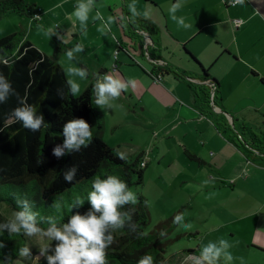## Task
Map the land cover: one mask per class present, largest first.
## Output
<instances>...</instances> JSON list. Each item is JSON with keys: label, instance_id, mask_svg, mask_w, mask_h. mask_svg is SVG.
I'll return each mask as SVG.
<instances>
[{"label": "crops", "instance_id": "obj_1", "mask_svg": "<svg viewBox=\"0 0 264 264\" xmlns=\"http://www.w3.org/2000/svg\"><path fill=\"white\" fill-rule=\"evenodd\" d=\"M25 1L41 9L40 19L34 21L18 15L19 21L16 26L9 28L6 35L23 30L25 39L47 54V50L53 49L57 44H47V40L43 39L40 33L43 31L38 28V25L44 27L57 25L56 31L60 35V40L66 42L65 45L61 43L63 51L57 55L56 59L63 67L66 76V62L63 56L66 50L72 48L73 43L78 41L79 35L88 33L89 29L100 23L99 20L93 18L95 11L100 10L105 19L108 15L117 17L124 11V6L128 9L127 3L130 2V0H96V6L89 14L88 28L86 32L82 33L79 21L74 22V17L69 15L76 0ZM120 1L121 8L118 13L116 7ZM136 1L140 6V8H136L141 13L138 17L150 20L158 29L160 59L173 68H179L198 77L200 76L199 69L183 51L185 48L218 81L220 102L235 120H237L234 116L235 113L227 109V104L251 97L254 90L264 98V86L259 81L260 78L264 79V0H244L243 5L236 4L235 6H225L223 0H182V6L177 10L176 15H182L187 21H191L192 27L188 29L178 26L170 18L168 8L171 0ZM234 19H241L243 23L235 28ZM113 26H118L116 20L111 27L113 28ZM122 34L124 35L123 31ZM89 39V41L97 40L100 43L91 50L90 56L85 54L83 58L78 59L83 63L79 67H84L85 64L87 67L84 68L88 71L87 78L80 81L81 90H84L90 81L96 79L95 73H107L119 77L124 82H134L122 91V97L115 99L117 104L129 113L136 114L132 109L138 105L142 107L143 111L149 109L155 111L157 108L169 109L179 105L176 115H130L131 120H129L134 126L142 127L147 133V137L145 146L137 145L135 152L132 155H127L135 158L144 152L143 160L146 161L144 183L152 181L157 187L156 198L161 201L162 210L166 207L164 203L165 189L176 186L181 180L184 182L183 189L187 194L193 193L190 191L192 184L195 185L194 189H200L201 183L208 180L212 183L232 181L236 186L256 189L253 176L245 178L244 171L249 172L252 169L251 166L263 169L264 166H258L248 161L234 145L218 132L210 120L199 114L192 105L188 88L182 81L170 75L159 79L150 76L149 62H139L134 54L132 57L135 59L129 56L131 65L126 59L125 63H122L118 57L112 63L111 54L115 49L112 30L107 35H101L96 30ZM83 46L85 48L86 44L83 43ZM103 46L104 49L101 50ZM140 50L142 56V48ZM126 52L129 55V51L126 50ZM175 52L179 57L177 61L171 62L166 59V54L175 56ZM115 61L118 63L117 67H114ZM185 102L193 110L191 115L187 110L182 111V105ZM116 106L112 103L110 109L117 110ZM261 121L264 123V119ZM241 125L247 127L245 122H241ZM260 131H264V129L261 128ZM169 140L181 149L187 158V153H189L196 158L195 160H198L199 168L189 176L181 178L182 172L166 171L172 167L174 160H165L159 146L169 147ZM151 146L156 149V152L152 150ZM145 147L149 148L148 153L145 151ZM206 151L211 156L208 159L210 158L211 163L218 167L214 175H210L211 167L206 165L201 156ZM176 163L179 165L178 167L190 166L182 159ZM257 187L262 188L260 183ZM142 194L146 199H149L145 190L142 191ZM234 194L235 192H225L218 204L224 211L223 219H219L222 223L220 227H224L227 233L234 235V232L240 233L241 230H237L236 227L230 229L227 223L232 220H249L250 225L244 232L250 233L252 237L249 242H246V248L256 255L259 259L258 263L264 262L262 260L264 259V193L257 196L255 203L252 204L248 201L246 206L231 205L227 199Z\"/></svg>", "mask_w": 264, "mask_h": 264}, {"label": "trees", "instance_id": "obj_2", "mask_svg": "<svg viewBox=\"0 0 264 264\" xmlns=\"http://www.w3.org/2000/svg\"><path fill=\"white\" fill-rule=\"evenodd\" d=\"M35 8L25 0H0V18L7 13H15L33 20ZM123 10V15H130L126 6ZM120 16L116 17V22L124 35L132 39L133 43L138 41L143 47L142 56L151 67L149 75L156 79L170 75L182 81L199 114L210 120L218 132L248 161L264 166V131L258 134L249 132L248 138L243 135L247 129L244 125H241L243 134L237 131L234 123L236 120L220 102L219 83L208 70L185 48L183 51L198 67L200 76L194 77L187 71L169 66L158 54L160 45L157 27L150 20L138 16L135 23L127 22L121 26ZM119 48H122L121 43ZM60 52L61 44H58L51 55L44 54L25 39L23 30L0 38V71L12 81L16 93L37 106L48 124V127L32 131L14 120L12 109L18 106L16 95L9 96L5 103L0 104V204L10 212L16 208L17 197H28L35 201L42 216L59 214L67 219L74 211L68 205L77 196L86 199L92 179L96 176L103 178L106 174H116L129 187L142 186L144 183L146 164L143 167L140 165L144 152L134 158L103 141L105 114L95 104V80L90 81L81 94L74 97L69 92L64 69L56 59ZM5 59L8 63L3 62ZM259 81L264 86V79L260 78ZM81 117L92 128L91 142L79 152L55 157L51 150L55 144L62 142L63 123ZM187 156L196 159L189 153ZM72 164L77 165L78 172L76 179L68 183L63 180V173ZM136 196L134 205L124 206L125 209H132V221L126 222L123 228L113 230V241L106 249L108 264H136L143 255L151 256L153 264L164 263V244L160 241L176 226L172 223V218L179 215V212L159 221L152 231L145 232L150 222L147 199L141 192H137ZM57 201L61 203L59 210L53 207ZM87 207L89 205L85 201L80 210ZM4 219L6 217L0 215V220ZM38 223L42 227L47 226L46 220L38 219ZM0 239L5 241V247L0 249V253L9 254L13 259L17 247L28 244L27 236L10 235L7 232ZM187 253L198 255L199 249ZM38 264H44V261Z\"/></svg>", "mask_w": 264, "mask_h": 264}, {"label": "clouds", "instance_id": "obj_3", "mask_svg": "<svg viewBox=\"0 0 264 264\" xmlns=\"http://www.w3.org/2000/svg\"><path fill=\"white\" fill-rule=\"evenodd\" d=\"M237 4L243 5L244 0H235ZM96 6V0H76L72 12L74 22L79 21L81 32H86L89 14ZM182 6V0H171L168 12L170 18L184 29L192 27L191 21L184 16H177V10ZM130 15L119 17L121 26L127 22L135 23V18L141 13L136 8V0H130L127 5ZM94 19L99 20L97 31L101 35H107L111 31L113 22L117 19L108 15L105 19L100 10L94 13ZM57 25L44 27L38 25L45 36L59 35L56 32ZM84 51L82 43L75 44L65 52L68 61L65 71L68 79L69 92L73 95L80 91V81L88 76L84 67H79L73 61L78 59L77 54ZM4 63H8L5 59ZM96 79L93 84L95 104L97 106L112 107V102L121 95L132 81L124 82L117 76L107 73H95ZM79 79H76V78ZM58 94L62 95L58 91ZM11 95H16L18 106L12 109V117L19 121L24 128L38 131L42 127H48L44 116L37 110V106L27 102L26 97L16 93L12 81L3 71H0V104ZM61 143L52 147V154L60 158L66 153L79 152L91 142L93 132L89 123L84 118H72L66 120L62 125ZM123 156V154H121ZM77 165L72 164L63 173V180L71 183L76 179ZM87 201L89 207L81 211V206ZM137 201L136 193L128 186L126 181L116 174L96 176L92 179L91 188L87 192L86 199L75 197L68 207L74 211L67 219L62 215L42 216L35 206V201L28 197H17L14 208L6 219L0 220V237L5 232L8 234L23 235L27 237H38L40 240L39 251L33 254L30 246L25 243L19 245L16 250L15 259L9 254L0 253V264H24L25 260L40 261L44 264H108L106 249L113 241V230L123 228L132 221V209H125V205H134ZM57 210L61 208L59 201L53 204ZM46 220L47 226L42 227L38 223ZM127 222V223H126ZM172 223L187 229L189 223L184 222V215H175ZM5 247V241L0 239V249ZM232 243L225 238L201 242L199 254L195 256L194 264H231L235 259L230 249ZM241 261L243 258H239ZM136 264H153L149 255L141 256Z\"/></svg>", "mask_w": 264, "mask_h": 264}, {"label": "rangeland", "instance_id": "obj_4", "mask_svg": "<svg viewBox=\"0 0 264 264\" xmlns=\"http://www.w3.org/2000/svg\"><path fill=\"white\" fill-rule=\"evenodd\" d=\"M128 1V0H127ZM125 1V2H127ZM128 4V3H127ZM136 7L140 8L139 3L136 1ZM121 8V1L116 7V11L120 12ZM19 17L15 13H7L6 16H2L0 18V38L5 36L9 32V28L11 26H16L17 21H19ZM97 30V26L94 28L89 29L84 35H79L78 41L73 43L72 47L75 43H84L86 47L82 53H78V59L83 58L85 54L91 55V50L94 47L99 45V41H89L90 36L94 31ZM113 32V46L114 51L111 54V61H114V55L116 58L118 57L122 63H125V59L128 64L131 65L129 61V56L132 57V54L139 59V62L147 63V59L140 55L141 46L138 41H131L132 39L124 36L122 34L121 29L119 26L111 27ZM58 33V31H56ZM43 39L47 40V44L51 45V43H56L65 45V42L60 40V35H48L45 36L44 33L40 32ZM120 43H122V48H119ZM134 45V46H132ZM55 48V47H54ZM53 49L47 50V54L51 55L54 51ZM136 48V50H134ZM143 48V47H142ZM104 49V46L101 50ZM46 50V49H44ZM129 51V55L126 52ZM63 51V46L61 44V54ZM45 52V51H42ZM46 53V52H45ZM58 54V55H59ZM175 56L166 54V59L175 62L178 60L177 52L174 53ZM66 66H67V59L64 54L63 56ZM135 59L134 57H132ZM73 61L77 66L82 65L83 63L80 60ZM132 59V60H133ZM116 60V59H115ZM137 60V59H136ZM134 61V60H133ZM115 64L118 63L115 61ZM137 65V64H135ZM84 67H87L84 64ZM78 79V77L76 78ZM254 90V88L251 87ZM73 95L77 97L81 92ZM119 97H122V93ZM258 92L252 93L251 97L247 99H241L239 102L229 103L227 104V109H230L233 113H235V117L237 120L234 122L237 131L242 133L241 129V122H245L247 125V129H245V133L243 134L245 138H248V133L253 132L258 134L261 128L264 129V123L261 121L264 119V98H262ZM181 102V100H180ZM112 103L116 106L117 110H112L109 107L101 106V109L105 113V125L104 131L102 134L103 141L110 147L118 148L120 152L126 154H133L135 152V146H145L147 133H145L142 127L134 126L132 123L129 122L131 120L130 115H176L179 110V105L172 106L169 109L164 108H157L155 111L153 109L149 110H142L141 106L134 107L132 111L134 113H129L125 108L121 105L117 104L116 100ZM187 110L191 115L193 111L192 108L185 102L182 105V111ZM168 146H159L160 151L164 154L165 160L166 159H173L174 164L170 169H166L167 172L174 171V172H182V176H189L195 170L199 168L198 160H189L184 154L181 149H179L174 143L169 140ZM152 150L156 152V149L151 146ZM149 148L145 147V151L148 153ZM213 152V151H212ZM208 167L210 169V175H214L215 171L218 170V167L211 163L210 158L208 159L209 153L207 151L205 154L201 155ZM186 161L190 164L189 167H178L176 162L180 160ZM252 169L249 172L244 171L245 178H250L253 176L255 181V188L256 189H247L246 187L236 186L232 183V181H224L222 183L219 181L218 183H212L205 181L201 183L200 189H194L195 185L192 184V194H187V192L183 189L184 182L181 180L179 184L176 186L171 187L169 189H165L164 203L166 207L162 210L160 207V202L156 198V186L152 181H148L143 183L142 186H132V190L137 194V192H141L145 190L147 195L149 196L148 203V210L150 212V222L145 228V232L152 231L156 224L164 220L165 218L173 215L176 212H180V214L184 215V222L189 223L190 227L187 229L181 228L180 226L176 225L168 234L165 239H162L160 243L164 244L163 247V256L165 258L163 264H194V259L196 255L188 254L187 252L190 251H197L200 248L201 242H207L208 240H216L218 238H225L228 239L233 247L230 249L232 251L234 260L231 264H264V262L258 263L259 260L253 252H249L246 248V242L251 240V234L244 232L247 230L248 226L250 225L249 220L244 221H235L232 220L229 223L228 228L237 230H241L240 233L234 232V235H230L227 231L224 230V227L221 226V221L219 219H223V210L218 206L220 201L222 200V196L225 192H235V194L227 199L231 205H238V206H246L247 202L255 203V199L258 198L257 196L264 193V169L258 168L255 166H251ZM190 178V177H189ZM147 180V179H146ZM261 184V189L258 188V184ZM259 193V194H257ZM226 202V201H224ZM233 203V204H232ZM180 210V211H179ZM11 212L5 207L4 205L0 204V215L4 217L10 216ZM28 238V245L30 246L33 254L38 253L40 240L38 237H27ZM254 245V244H253ZM239 258H243L242 261ZM262 259V258H261ZM260 259V260H261ZM43 260L41 258L40 261H33V260H25L24 264H38ZM264 261V259H262ZM13 264H17L14 261Z\"/></svg>", "mask_w": 264, "mask_h": 264}, {"label": "built area", "instance_id": "obj_5", "mask_svg": "<svg viewBox=\"0 0 264 264\" xmlns=\"http://www.w3.org/2000/svg\"><path fill=\"white\" fill-rule=\"evenodd\" d=\"M224 4L226 6H235L237 3L235 2V0H223ZM40 12L41 9L40 8H36L35 12L33 14V20L34 21H38L40 19ZM243 23V21L241 19H234L233 20V25L235 28H238L241 24ZM116 59V56L114 55V60ZM114 67H117L116 64H114ZM146 164V161L142 160L140 165L141 167H143Z\"/></svg>", "mask_w": 264, "mask_h": 264}]
</instances>
